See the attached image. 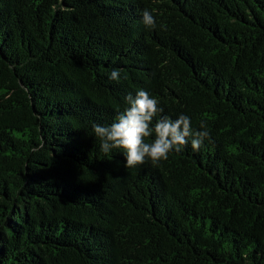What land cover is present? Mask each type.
I'll use <instances>...</instances> for the list:
<instances>
[{
	"label": "trees",
	"instance_id": "trees-1",
	"mask_svg": "<svg viewBox=\"0 0 264 264\" xmlns=\"http://www.w3.org/2000/svg\"><path fill=\"white\" fill-rule=\"evenodd\" d=\"M138 90L210 137L105 155ZM0 264H264V0H0Z\"/></svg>",
	"mask_w": 264,
	"mask_h": 264
},
{
	"label": "clouds",
	"instance_id": "clouds-1",
	"mask_svg": "<svg viewBox=\"0 0 264 264\" xmlns=\"http://www.w3.org/2000/svg\"><path fill=\"white\" fill-rule=\"evenodd\" d=\"M141 23L146 28H155L153 12L144 9ZM119 78L120 70L113 69L109 79L117 81ZM125 102L128 107L119 112L111 124H91L94 136L100 141L99 151L105 155L119 151L124 156L125 168L157 163L167 159L170 152H180L189 143L193 151H198L210 137L203 122L199 130L194 129L191 118L184 114L175 120L167 115L155 119L163 109L159 107L158 99L145 90H138L135 96L128 94Z\"/></svg>",
	"mask_w": 264,
	"mask_h": 264
}]
</instances>
